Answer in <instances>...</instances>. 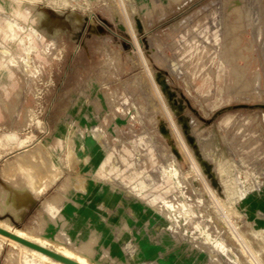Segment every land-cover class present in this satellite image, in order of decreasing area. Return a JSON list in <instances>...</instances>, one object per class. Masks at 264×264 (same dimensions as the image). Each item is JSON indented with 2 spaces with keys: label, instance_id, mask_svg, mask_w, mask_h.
I'll return each instance as SVG.
<instances>
[{
  "label": "rangeland",
  "instance_id": "1",
  "mask_svg": "<svg viewBox=\"0 0 264 264\" xmlns=\"http://www.w3.org/2000/svg\"><path fill=\"white\" fill-rule=\"evenodd\" d=\"M262 105L264 0H0V204L106 193L123 264H264Z\"/></svg>",
  "mask_w": 264,
  "mask_h": 264
},
{
  "label": "crops",
  "instance_id": "2",
  "mask_svg": "<svg viewBox=\"0 0 264 264\" xmlns=\"http://www.w3.org/2000/svg\"><path fill=\"white\" fill-rule=\"evenodd\" d=\"M7 194V199L0 204V213H5V220L12 225L36 236L67 242L87 259L107 262L103 254H108L115 258V264H123L117 236L131 235L124 231V215L112 218L118 210L110 206L106 193L96 191L89 196L82 190H74L62 197L50 194L38 199L32 191L21 188L14 193L8 190ZM137 249L139 256L156 259V264H190L177 249L167 250L158 257L159 249L149 240L140 239Z\"/></svg>",
  "mask_w": 264,
  "mask_h": 264
},
{
  "label": "bare ground",
  "instance_id": "3",
  "mask_svg": "<svg viewBox=\"0 0 264 264\" xmlns=\"http://www.w3.org/2000/svg\"><path fill=\"white\" fill-rule=\"evenodd\" d=\"M0 227L3 228V229H6L8 231H11L13 233H15L16 235L24 238V239H27L33 243H36L42 247H45L47 249H50L60 255H63L65 257H68L78 263H81V264H94L88 260H86L85 258H83L81 255L79 254H76L72 251H70L69 249H66L65 247H62V246H59L57 244H52L48 241H46V239H42L38 236H35V235H31V234H25V233H22V232H19L17 230H13L11 228H9V226H7L6 224H3V223H0ZM262 238H264V235H262ZM0 238H3V239H8L12 244L18 246L21 250H24L26 252H29L30 254H32V256L38 260L40 263L42 264H66L64 262H61L57 259H54L52 258L51 256L43 253V252H40L26 244H23L13 238H10L6 235H3L2 233H0Z\"/></svg>",
  "mask_w": 264,
  "mask_h": 264
},
{
  "label": "water",
  "instance_id": "4",
  "mask_svg": "<svg viewBox=\"0 0 264 264\" xmlns=\"http://www.w3.org/2000/svg\"><path fill=\"white\" fill-rule=\"evenodd\" d=\"M262 106H264V105H262ZM0 233H2L3 235L8 236L10 238H13V239H15V240H17V241H19V242H21L23 244H26V245H28V246H30V247H32V248H34V249H36V250H38L40 252H43V253L51 256L52 258L57 259V260H59L61 262H64L66 264H81V263H78V262L68 258V257L60 255V254H58V253H56V252H54V251H52L50 249L42 247V246H40V245H38L36 243H33V242H31V241H29L27 239H24V238L16 235L15 233H13L11 231H8L6 229H3L1 227H0Z\"/></svg>",
  "mask_w": 264,
  "mask_h": 264
}]
</instances>
